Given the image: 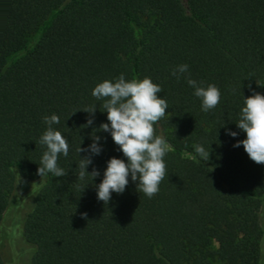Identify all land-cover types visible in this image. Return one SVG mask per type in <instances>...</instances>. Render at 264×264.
I'll return each mask as SVG.
<instances>
[{"label":"trees","instance_id":"1","mask_svg":"<svg viewBox=\"0 0 264 264\" xmlns=\"http://www.w3.org/2000/svg\"><path fill=\"white\" fill-rule=\"evenodd\" d=\"M215 263L264 264V0H0V264Z\"/></svg>","mask_w":264,"mask_h":264},{"label":"rangeland","instance_id":"2","mask_svg":"<svg viewBox=\"0 0 264 264\" xmlns=\"http://www.w3.org/2000/svg\"><path fill=\"white\" fill-rule=\"evenodd\" d=\"M35 189L36 188L33 185L26 189L20 186L15 190L11 204L4 214L2 223V233L4 234L3 241L5 242L4 246L6 247L8 244L14 245L17 251L16 258L21 263L27 262L31 249L20 239V224L22 217L29 210L28 203L30 202V197Z\"/></svg>","mask_w":264,"mask_h":264}]
</instances>
